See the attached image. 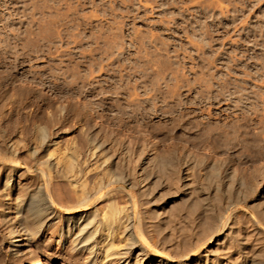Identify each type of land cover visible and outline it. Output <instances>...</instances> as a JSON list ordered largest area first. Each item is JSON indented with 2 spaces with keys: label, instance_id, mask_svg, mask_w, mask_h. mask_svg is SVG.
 Returning a JSON list of instances; mask_svg holds the SVG:
<instances>
[{
  "label": "rangeland",
  "instance_id": "rangeland-1",
  "mask_svg": "<svg viewBox=\"0 0 264 264\" xmlns=\"http://www.w3.org/2000/svg\"><path fill=\"white\" fill-rule=\"evenodd\" d=\"M1 6L0 14L9 17L14 23L9 28V34L15 35L18 33L17 28L22 29L21 33L27 37L24 42L27 51L24 50L27 53L35 51L36 54L32 62L20 70L16 86L7 89L10 94L15 95L18 87H23L22 90L27 88L30 86L29 81L41 73L42 76L37 77L46 85L40 88L41 92H44L45 97H51L55 105L63 110L58 114L64 116L63 122L54 130L57 135H61L59 148L71 144L74 138L80 143L82 129L87 126L93 127L104 137H116L115 140L122 142L127 148L144 147L155 164L158 157L171 152L175 164L172 167L174 176L165 179L161 189L155 188L156 203L152 210L162 212L163 208L167 212L177 211V224L182 222L185 212L180 207L186 193L181 177L183 156L188 153L194 158L204 159L206 166L223 162V172L235 171L246 182V186L241 185L239 191L237 189L234 191L235 195H232L233 200L236 197L239 199L234 200L238 207L230 219L231 222L229 220L232 228L229 238L246 241L247 252L250 255L254 253L251 256L257 258L255 264H264V255L261 256V253L264 254V221L261 222L263 219L258 216L255 208L264 188V0H0ZM31 38L39 40L32 42ZM49 52H54L55 61ZM35 69L39 74H35ZM1 75L0 73V79ZM197 83L215 86L220 83L230 84L239 86V90L234 94L236 98L232 104L227 101H222L221 104L213 102L211 105L207 104L206 108L199 109L195 105L197 94H200L199 89H195ZM161 92L166 95L169 109L167 106L164 108L162 98L157 97ZM126 93H129L127 100L130 104L123 99ZM214 93L218 94L219 91ZM245 96L250 98L247 108L229 110L230 105L233 106L240 97ZM186 102L188 105H185ZM117 103L123 107L122 114H126L125 117V114H121L123 119L116 107ZM145 103L158 107L159 114L162 108L168 111L166 127L160 121L158 113L157 118L147 123L140 111L139 118V114L131 110L135 106L136 109H141ZM138 104L140 107H137ZM45 107L47 106L43 109ZM185 107L199 113L198 118L190 119L193 124L189 128L193 130H188L185 125ZM220 108L226 110L221 116ZM33 109L25 110V119ZM229 112L232 116L227 118ZM196 120L202 126L208 124L212 129L221 126L225 130L231 128L230 131L233 130L240 140L239 144L234 149H217L212 144H203L198 139V128L194 125ZM239 123H243V130L238 128ZM167 128L169 137L164 133ZM106 146L109 147L110 154L118 148V145L115 147L111 143ZM55 183L51 187L57 185ZM190 187L200 188L195 181L190 182ZM52 188L53 195L59 194L53 197L55 202L68 204L73 201L67 186L64 190ZM17 194L15 191V195ZM14 197L11 200L13 202ZM140 201L141 205L135 210V225L141 223L145 240L142 245L152 258L160 256L156 259L171 260L172 264H196L187 261L183 257L184 251L175 243L164 244L159 239L158 227L164 229L165 235L169 228L166 223H153L150 217L151 207L144 204L145 198ZM119 202L125 206L126 199H119ZM97 206L102 211L104 202L97 203ZM58 212L63 215L65 210L59 209ZM16 213L17 209L10 213L15 222L18 221L15 220ZM58 223L59 221L50 220L29 243L30 253L24 252L19 256H13L7 249V233L0 227V264H31L33 257L40 258L43 264H87L89 253L83 250L75 252L72 249V240L77 232L74 231L75 234L73 232L68 236L63 245L58 243ZM119 235L114 239L116 250H121L126 245L123 232ZM209 248L214 250V256L202 257L199 264H221L215 256L216 246L211 245ZM112 260L107 258L102 264H117ZM224 263L230 264L229 261Z\"/></svg>",
  "mask_w": 264,
  "mask_h": 264
},
{
  "label": "bare ground",
  "instance_id": "bare-ground-1",
  "mask_svg": "<svg viewBox=\"0 0 264 264\" xmlns=\"http://www.w3.org/2000/svg\"><path fill=\"white\" fill-rule=\"evenodd\" d=\"M3 16L0 14V73L3 75H1L2 78L0 79V227L7 233V249L13 256H19L24 252L30 253L29 243L37 237L50 220H56L60 224L58 243L63 245L68 236L74 231L77 232V236L72 240L74 242L72 249L75 252L80 250L88 252L89 262L87 264H102L103 260L107 258L113 259L112 261H116L117 264H172L171 260L156 259L160 258V256L152 258L153 256L142 245L145 240L141 223L139 222V225H135V210L141 205L140 199L145 198L146 202L144 204L150 206L152 210L153 205L156 203L154 200L156 196L155 188L161 189L164 180L174 176L172 167L175 164L170 154L171 152H166L167 154L158 157L156 160L157 163L155 164L147 155V149L144 147L134 146L135 148L133 149L127 148L122 145V142L115 140L116 137L112 138L110 135L104 137L99 131L93 129V127L87 126L82 129V136L79 139L80 143L75 138L72 139L70 137L72 139L71 142L69 141L71 144L64 148H59L61 135H57L54 130L59 123L63 122L62 119L64 116L61 114V116H58L59 111L61 113L63 110L55 105L51 97L47 98L44 96V92H41L40 88L46 86L43 84L44 81L40 77H37L41 73L39 74L35 69V74L38 73L39 75L34 74L35 77L32 75L33 78L31 77L32 80L28 83L30 86L27 88L25 87L22 90L21 88L23 87H16L17 93L15 95L10 94L7 89V87L16 86V82H19L17 75L20 74V70L32 62L36 54H34L35 51L31 53L26 52L27 50L24 47L26 44L24 45V42L27 37H24L21 33L20 30L22 29L19 30L17 28L18 33H15V35L9 34V28L14 23L9 17ZM31 39L30 41L32 42L39 40L38 38ZM50 54L53 56L54 52ZM55 57L53 56L51 58L54 60ZM51 68L54 69V67ZM12 71L14 72L12 73ZM199 84L197 83L195 88L200 91V94H197L198 98L195 103L199 109L201 107L206 108L207 104L211 105L213 102L221 104L222 101H227L232 104L236 98L234 94L239 90V86L230 84L220 83L217 86L213 84ZM214 91H219V93H214ZM125 95L126 97L123 99L130 104L129 100H127L129 93ZM157 97L162 98V103L165 108L167 106L165 93L161 92ZM249 100V96L240 97L233 106L229 104V110L232 111L233 108L240 107L247 108ZM193 102L192 104H194ZM145 104L143 107L141 106V109L139 108L140 110L136 109V106L131 110L135 114H139L138 112L140 111L144 121L146 120L149 123L154 118H157L156 113H158L159 109L155 105ZM178 104L180 103L178 102ZM185 105H188V102ZM44 106L47 107L43 109ZM116 107L121 112L120 116L122 118V115L125 114H122L123 107L121 108L119 103L116 104ZM137 107H140V105ZM28 108L34 109L31 114L26 115L27 118L25 119V110ZM164 108L160 110L161 112L160 114L158 113V117L165 124L164 127H166L168 123L166 120L168 111ZM185 110L183 118H185V125L189 128L192 127L190 124H193L190 121L191 117L198 118L199 113L192 112L193 110L191 111L187 108ZM225 111V109L220 108L219 115L221 116ZM209 116L211 117L212 115ZM231 116V112L226 115L227 118ZM209 119L213 120L214 118ZM241 124L243 125V123ZM241 124L238 128L243 130L244 127ZM194 125L195 128H198L199 133L197 135L200 137L198 139L203 144H207V146L208 144H212L217 149L224 147L234 149L239 144L240 140L234 135L233 130L230 131V126L229 130H225L222 126L223 129L221 127L212 129L213 127H208V124L202 126L201 122L197 120L196 123L194 122ZM188 130L193 129L189 128ZM167 131L164 133L166 137H169V128H167ZM194 139L196 140L197 138L194 137ZM107 141L108 144H115V147L118 145V148L112 154L108 152L109 147L106 146L108 145ZM114 141L115 143H112ZM153 159L155 160V158ZM203 160L194 158L188 153L183 156L181 177L184 180L183 187H185L186 193L180 204L181 209L185 210V212L182 211L184 212V216L181 223H176L179 217L177 211L167 212L163 208L161 209L162 212L151 211L150 217L153 223H166V226L169 228V232L165 235L164 229L158 227L157 233L159 234V239L164 244L175 243L178 248L184 251L185 254L183 257L187 261L190 260L196 264H199V261L204 256H214V250L209 248L211 245L216 246L215 256L218 257L221 264H226L224 263L226 261H229L230 264H235L236 262L238 264L257 263V258L255 257L256 259H254L252 257L254 253L251 256L249 254L250 252H247L246 241L237 239L236 237V239L233 238L232 240L229 238V231L232 229L229 226V220L238 207L234 202L237 197L233 200L232 195L241 185L246 186V182H243L242 178L236 175L235 171L223 172L221 170L223 168V162L219 163L218 161V163L215 162L214 164L211 163L206 166L207 164ZM250 177L252 178V176ZM55 181L57 188L54 185L52 187L56 190H61L67 186L69 193L72 194L73 201H69L68 204H64V202L60 204V201H58L60 203H57V201L55 202L53 200L56 194L59 195L58 193L52 194L51 185ZM191 181H195L200 188H191ZM200 184L204 186L201 187ZM256 184L258 183L256 182ZM252 190L250 191L252 192ZM15 191L18 192L17 195H15ZM260 193L261 195H258L259 198L257 199L259 202L254 206L258 209H256L258 211L257 214L263 219L261 221L263 223L264 188ZM12 196H15L14 202L11 201ZM119 199H126L125 206H122ZM101 201L104 202L102 211L100 210L101 208H97V203H101ZM14 209H17V218L15 217V220L18 221L16 222L10 216V213ZM59 209H64L65 213L61 215L58 212ZM256 221L259 222L258 219ZM120 232L124 234L123 239L126 241V245L121 250H116L114 239ZM205 248L206 250L203 253V249ZM262 255L264 254L261 253ZM191 257L192 259H190ZM30 263L43 264L40 258L37 257H33Z\"/></svg>",
  "mask_w": 264,
  "mask_h": 264
}]
</instances>
